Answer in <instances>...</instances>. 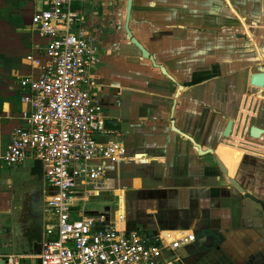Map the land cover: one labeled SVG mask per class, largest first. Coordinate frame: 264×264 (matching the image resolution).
Returning <instances> with one entry per match:
<instances>
[{"label": "crops", "instance_id": "obj_1", "mask_svg": "<svg viewBox=\"0 0 264 264\" xmlns=\"http://www.w3.org/2000/svg\"><path fill=\"white\" fill-rule=\"evenodd\" d=\"M126 1L92 0L94 9L84 8L102 39L94 83L105 117L119 120V130L100 139L125 149L108 169L117 209L96 217L84 208V216L165 242L192 232L196 240L177 251L181 264H264V210L257 202H264V132L247 133L250 125L264 129V89L249 81L264 71V0H132L128 21L135 38L182 85L175 126L212 147L249 196L229 185L211 155L198 156L170 129L177 85L125 37ZM43 7L42 0H0L3 178L9 172L2 154L27 109L20 80L36 72L27 56L40 57L47 41L31 26Z\"/></svg>", "mask_w": 264, "mask_h": 264}, {"label": "built area", "instance_id": "obj_2", "mask_svg": "<svg viewBox=\"0 0 264 264\" xmlns=\"http://www.w3.org/2000/svg\"><path fill=\"white\" fill-rule=\"evenodd\" d=\"M42 1L31 26L47 41L40 57L27 56L36 69L20 80L27 109L2 157L15 168L35 158L43 162L41 251H7L0 242V264H181L177 251L195 241L192 232L165 242L84 216L85 202L110 189L108 166L125 149L100 139L106 117L94 76L102 39L84 12L92 0Z\"/></svg>", "mask_w": 264, "mask_h": 264}, {"label": "water", "instance_id": "obj_3", "mask_svg": "<svg viewBox=\"0 0 264 264\" xmlns=\"http://www.w3.org/2000/svg\"><path fill=\"white\" fill-rule=\"evenodd\" d=\"M132 6V0L126 1V12H125V22L124 31L125 37L130 40L141 52L142 57L150 60L154 67L159 68L162 74L166 75L172 82L176 83L175 79L166 68L155 61L153 55H151L147 49L135 38L131 30L128 27V21L130 16V9ZM250 84L259 88L264 89V71L254 72L250 75ZM177 91L175 93V98L172 102V107L170 109L169 124L170 129L176 134L184 137L190 142L196 154L198 156L211 155L216 162V165L222 175V177L227 180L230 186L235 188L239 193L243 195H248L249 192L241 185V183L234 177L230 176L228 169L219 155L215 152L212 147L203 148L201 143L194 139L186 131L178 128L174 124L173 113L176 104V97L178 96V91L182 88L181 84H177ZM232 125V119H228L222 135L228 137L230 135ZM103 129L108 132H114L119 130V120L116 118H105L103 123ZM264 129L257 127L256 125H250L247 128V133L252 137H258ZM139 156L141 154H138ZM138 156V157H139ZM142 161V160H141ZM111 168L108 166V169ZM23 177L16 183V186L12 189L13 195L17 196L15 202H12V213L9 215V209H7V222L2 225V232L4 234H10L11 238H19L22 240L28 250L25 253L28 254H39L41 251L42 243V227H43V162L40 158H35L26 166V170ZM10 181V180H9ZM264 210V202L262 200H257ZM88 214H93L96 217H103L102 213L96 211H90ZM125 231H129L125 229ZM203 235V234H202ZM204 237V236H203ZM201 236V239H203ZM251 262L249 257L248 259ZM248 261V262H249ZM39 262V260H38Z\"/></svg>", "mask_w": 264, "mask_h": 264}, {"label": "rangeland", "instance_id": "obj_4", "mask_svg": "<svg viewBox=\"0 0 264 264\" xmlns=\"http://www.w3.org/2000/svg\"><path fill=\"white\" fill-rule=\"evenodd\" d=\"M85 5L87 6L89 10L94 9V7L90 4ZM104 137V136H103ZM4 154V153H3ZM2 154V156H3ZM29 162V161H28ZM2 166L6 168V170L9 172L7 178L0 177V222H6V214L7 209L10 211V195H11V189L16 186V183L23 177L26 170V162H24L22 165L19 166L18 170L15 169H9L5 166V164L2 161ZM11 171V172H10ZM7 179L11 182L7 183ZM115 194L118 195L116 190L114 189ZM117 198L113 195L112 190H109L107 192H103L98 196L90 197L88 201L85 202L84 207L86 210H92V211H98L103 212L107 216L108 213L114 212L116 208ZM6 206V209L4 212L2 211ZM0 241L5 244V249L7 251H19V252H27L28 248L26 244L20 240L19 238H11L10 234H4L0 229ZM184 253L190 252L192 249L190 248H183ZM182 250V252H183ZM198 251V250H197ZM181 252V253H182ZM36 260L35 259H26L25 264H33ZM179 264V263H177ZM183 264H185L183 262Z\"/></svg>", "mask_w": 264, "mask_h": 264}, {"label": "flooded vegetation", "instance_id": "obj_5", "mask_svg": "<svg viewBox=\"0 0 264 264\" xmlns=\"http://www.w3.org/2000/svg\"><path fill=\"white\" fill-rule=\"evenodd\" d=\"M100 98H101V101H102V96L100 95ZM102 104H103V102H102ZM104 106V105H103ZM15 187V186H14ZM13 187V188H14ZM12 188V189H13ZM11 189V199H10V201H11V203H10V213H12V202L14 201L15 202V199H18V197L17 196H14L13 195V190ZM196 240V239H195Z\"/></svg>", "mask_w": 264, "mask_h": 264}]
</instances>
